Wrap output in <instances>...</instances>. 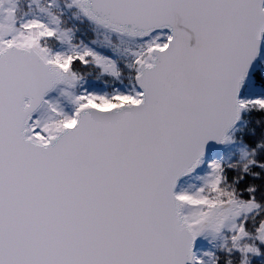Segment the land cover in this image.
Instances as JSON below:
<instances>
[{
    "label": "snow or ice",
    "instance_id": "obj_1",
    "mask_svg": "<svg viewBox=\"0 0 264 264\" xmlns=\"http://www.w3.org/2000/svg\"><path fill=\"white\" fill-rule=\"evenodd\" d=\"M52 6L20 19L0 0V264H264V129L181 185L242 113L264 121V0H67L135 41L123 67ZM91 66L110 92L81 84ZM209 234L220 247L197 254Z\"/></svg>",
    "mask_w": 264,
    "mask_h": 264
},
{
    "label": "rangeland",
    "instance_id": "obj_2",
    "mask_svg": "<svg viewBox=\"0 0 264 264\" xmlns=\"http://www.w3.org/2000/svg\"><path fill=\"white\" fill-rule=\"evenodd\" d=\"M14 2L16 15L20 19H25L32 15H43L39 10L41 8H48L49 4H52L51 11L58 17L60 29L68 32L73 45L93 47L97 51L116 59L121 64V67L128 61L127 50L136 46L135 41L126 37H118L114 33L105 32L90 24L86 19L80 18L75 14V9L66 7L67 0H14ZM76 29L81 31V37L78 39L74 35ZM49 46L53 47L54 45L50 44ZM65 47L67 48V45ZM261 60H264V43L261 45V56L257 59V69H260ZM83 76L84 79L81 81V84L90 90L96 89L101 92H110L118 83V81L108 77L101 71L95 75L91 71H86L83 73ZM249 84L250 94L264 95V87L255 85L251 80ZM56 95L55 92L50 93V96L54 97ZM59 99L62 103L64 102L63 97H59ZM122 103H126V101H122ZM244 150H248V148L235 140L231 143L223 144L220 148L205 155L203 157L204 162L190 177L184 178L181 181V185L184 187L188 185L199 187L200 181L197 177L203 176L206 173L208 161L216 160L225 163H235L241 161L242 151ZM221 243V237L209 234L197 242V254L202 251H214L220 247Z\"/></svg>",
    "mask_w": 264,
    "mask_h": 264
},
{
    "label": "trees",
    "instance_id": "obj_3",
    "mask_svg": "<svg viewBox=\"0 0 264 264\" xmlns=\"http://www.w3.org/2000/svg\"><path fill=\"white\" fill-rule=\"evenodd\" d=\"M84 25V24H82ZM78 29V28H77ZM75 30L74 35L75 38L81 37V31ZM259 69H255L253 71L252 77L250 80L255 84L261 87H264V81L260 80L258 77ZM87 71H91L94 75L99 72V70L91 66L87 69ZM259 118V114H251V113H242L241 120L238 121L237 125L235 126V131L232 132L233 140L241 142L245 145L248 149L254 146V140L259 138L261 134V130L264 129V121L260 124L256 123V119ZM257 159L264 158V150H258ZM231 170H229V178H231ZM243 186V185H241Z\"/></svg>",
    "mask_w": 264,
    "mask_h": 264
},
{
    "label": "water",
    "instance_id": "obj_4",
    "mask_svg": "<svg viewBox=\"0 0 264 264\" xmlns=\"http://www.w3.org/2000/svg\"><path fill=\"white\" fill-rule=\"evenodd\" d=\"M256 67V62L254 63L253 65V69ZM222 145H217V144H214L212 142L209 143V145L206 146V151H205V155H208L210 154L212 151L220 148ZM204 155V156H205Z\"/></svg>",
    "mask_w": 264,
    "mask_h": 264
}]
</instances>
